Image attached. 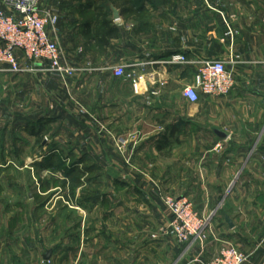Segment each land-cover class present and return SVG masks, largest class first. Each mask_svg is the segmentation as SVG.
<instances>
[{
  "label": "crops",
  "instance_id": "crops-1",
  "mask_svg": "<svg viewBox=\"0 0 264 264\" xmlns=\"http://www.w3.org/2000/svg\"><path fill=\"white\" fill-rule=\"evenodd\" d=\"M88 1L43 5L60 13L49 31L77 75L3 71L44 79V135L58 129L44 158L80 155L74 142L62 144L65 131L76 143L92 141L88 154L97 171L123 175L120 198L106 194L94 204L102 227L89 229L91 244L73 252V264H198V257L217 255L222 240L250 254L247 264H264V0H122L119 7L96 0L118 29L114 36L100 29L101 7ZM175 55L187 63L170 64ZM231 58L233 90L190 103L184 91L194 84L196 64ZM118 67L131 79L114 76ZM86 101L92 114L84 112ZM162 194L186 196L212 216L204 248L152 234L169 222ZM5 251L12 255L0 245V264L50 263L39 250L9 260Z\"/></svg>",
  "mask_w": 264,
  "mask_h": 264
},
{
  "label": "rangeland",
  "instance_id": "rangeland-1",
  "mask_svg": "<svg viewBox=\"0 0 264 264\" xmlns=\"http://www.w3.org/2000/svg\"><path fill=\"white\" fill-rule=\"evenodd\" d=\"M97 1L107 3V7L111 2V0ZM120 2L122 0H112L111 3L119 7ZM69 65L73 66L71 62ZM84 69H88V66L86 65ZM1 70L0 245L2 248L5 246L10 248L12 252L9 256L5 251L3 258L9 260L8 258L15 256V259H20L33 250L46 254L45 241L46 250L53 252L49 264H73V252L78 248L87 250L91 244H89L91 238L89 229L102 227L100 212L98 208H94V204L99 201L98 198L106 194H112L114 199H119L121 196L119 187L123 175L116 171V174L109 176L105 174V168L97 171L99 165L95 163L98 160L90 158L88 154L92 141L82 137V142L76 143L78 137L69 135V132L65 131L61 134V140L64 141L62 144L66 147V144L74 142L70 144L79 147L77 150H81L80 155L75 158L64 156L60 160L50 159L48 162L44 156L53 149L46 147L54 144L53 139L58 129L52 126V129L44 135V79L39 77L38 80L32 81L27 75L14 76L5 73L3 71L7 69L4 67ZM68 86L71 87V84ZM85 88L83 92L87 94L88 86ZM70 99L73 101L76 97L72 95ZM87 105L86 101L83 111L91 113ZM64 126L67 130H72L69 128L70 124ZM101 129L103 132L106 131V128L101 127ZM37 133L40 136L35 135ZM120 146H123L121 141L118 142L117 148L119 149ZM49 163H52L51 167H48ZM72 164H76V172L66 176L62 169L66 166L71 167ZM46 179L50 180L51 187L45 192ZM162 199L169 212V222L152 234L173 236L178 244L190 248L196 245L204 248L207 238L205 232L212 224V216L202 215L196 209L193 200L186 196L162 194ZM168 199H186L191 204L194 214L203 224L205 223L201 234L192 237L188 242L179 241L173 227L175 217L167 206ZM95 205L97 206V203ZM6 234L20 235L16 238H7ZM29 234H33L32 238L28 237ZM157 235L153 237L157 238ZM220 242L221 248L217 255L207 261L198 257L194 262L231 264V259L227 260L223 255L226 251L235 249L247 258L243 264L248 263L250 254L241 251L230 240ZM218 260L222 262L219 263Z\"/></svg>",
  "mask_w": 264,
  "mask_h": 264
},
{
  "label": "built area",
  "instance_id": "built-area-1",
  "mask_svg": "<svg viewBox=\"0 0 264 264\" xmlns=\"http://www.w3.org/2000/svg\"><path fill=\"white\" fill-rule=\"evenodd\" d=\"M44 2L45 0H3L6 9L0 10V66L17 75L46 71L63 79L71 78L80 70L65 63L64 52L49 31H56L60 13L56 9H44ZM169 63L185 64L187 60L182 55H175ZM236 63L235 58H231L229 62H198L194 84L185 89L184 96L190 103H197L201 95L227 96L236 84L228 66ZM113 74L118 78L132 77L121 67L115 68ZM134 85L138 87L135 80ZM167 206L175 217L173 227L179 241L188 242L201 234L205 223L194 214L186 199H168ZM223 257L231 259V264H243L247 259L235 249L226 251Z\"/></svg>",
  "mask_w": 264,
  "mask_h": 264
},
{
  "label": "trees",
  "instance_id": "trees-1",
  "mask_svg": "<svg viewBox=\"0 0 264 264\" xmlns=\"http://www.w3.org/2000/svg\"><path fill=\"white\" fill-rule=\"evenodd\" d=\"M111 2H112V0H111ZM93 6H96L98 9H100L99 7H101L102 13H100V11H99V13L96 15L97 16V23H98V25L100 24V29H102L103 32L106 31L108 34L114 36L118 32V29L116 27H114L112 21H110L108 19V14H105L103 12V9H102L103 6H98V2L96 0H89L88 4H87V7H93ZM101 43L103 44V41ZM35 135L40 136L39 133H37ZM47 159H48V162H50V159H54V158H47ZM57 159L60 160V159H62V157H58ZM51 164L52 163H49L48 167H51ZM75 165L76 164H72L71 167H67L66 166L64 169H62V170H64V173H65L66 176H70V175H72L73 173L76 172V166ZM50 187H51L50 180H48V179L44 180V191L45 192L49 191Z\"/></svg>",
  "mask_w": 264,
  "mask_h": 264
},
{
  "label": "water",
  "instance_id": "water-1",
  "mask_svg": "<svg viewBox=\"0 0 264 264\" xmlns=\"http://www.w3.org/2000/svg\"><path fill=\"white\" fill-rule=\"evenodd\" d=\"M113 13H114V19H115V20H118L119 17H120L118 10L113 9ZM227 222L232 226V223L230 222V220H229L228 218H227ZM52 253H53V252H52L51 250L47 251V253L44 255V259H45L46 261H49L50 258H51V256H52Z\"/></svg>",
  "mask_w": 264,
  "mask_h": 264
}]
</instances>
